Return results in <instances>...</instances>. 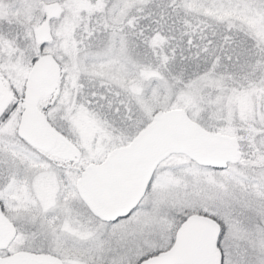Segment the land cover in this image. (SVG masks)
I'll return each mask as SVG.
<instances>
[{
    "label": "rangeland",
    "instance_id": "obj_1",
    "mask_svg": "<svg viewBox=\"0 0 264 264\" xmlns=\"http://www.w3.org/2000/svg\"><path fill=\"white\" fill-rule=\"evenodd\" d=\"M149 1L0 0V10L7 13V22L13 26L7 33L12 31L11 40L17 39L9 45L35 55L45 50L61 65L60 89L51 99L49 116L68 143L46 154L49 167L44 170L35 164L32 152L12 140L16 137L15 119L8 118L3 125L0 196L7 205L5 216L18 230L8 247L11 253L50 252L65 264H137L144 257L166 250L172 234L192 211L207 210L228 226L227 264H239L233 254L234 250L237 253L234 245H240L242 237H237L235 218L231 216L241 212L237 208H264V170L257 171L259 178H253L257 176L249 158L242 163L247 168L217 172L201 169L184 156H170L154 172L139 209L111 225L92 217L71 191L63 194L64 202L58 199L56 178H68L73 186L79 170L127 143L158 110L182 108L204 129L217 126L230 133L236 123L245 120L251 124L261 117L258 101L262 96L258 92L264 87L259 85L255 97L214 83L211 78L201 82L214 88L202 85L205 89L196 98L190 91L173 92L171 83L146 63L142 21L147 19L141 11ZM232 1L253 7L258 4V0ZM50 5L59 6L56 17H48ZM175 6L169 18H176ZM257 21L263 34L264 17ZM43 26L48 36L40 39ZM162 41L163 37L156 34L150 46ZM23 69L22 62L16 65L15 75L19 77ZM237 129L245 134L242 126ZM11 144L18 152L9 149ZM33 177L41 208L32 188ZM56 207L48 218L40 213V209L48 212ZM61 215L56 229L53 224ZM243 240L250 251L263 247L264 239ZM248 261L264 264L260 259Z\"/></svg>",
    "mask_w": 264,
    "mask_h": 264
},
{
    "label": "water",
    "instance_id": "obj_2",
    "mask_svg": "<svg viewBox=\"0 0 264 264\" xmlns=\"http://www.w3.org/2000/svg\"><path fill=\"white\" fill-rule=\"evenodd\" d=\"M47 12L54 17L58 7L50 5ZM43 72L45 76L41 77ZM58 76L59 67L53 57H41L27 78L23 99L18 135L29 145L44 151L53 147L57 136L37 111L36 102L41 95L54 92ZM238 148L236 138L206 132L183 109L159 110L128 145L111 150L101 163L90 164L84 169L81 178H87V191L94 198L84 196V199L95 216L105 221L115 220L126 215L141 199L155 168L171 154H183L201 166L222 168L227 162L236 163L240 159ZM133 178H138V187L131 197H126L118 187L124 180ZM13 234V227L0 208V249ZM217 235L218 226L214 221L202 215H191L179 228L169 250L141 264H219L215 247ZM0 264L62 262L19 252L0 258Z\"/></svg>",
    "mask_w": 264,
    "mask_h": 264
},
{
    "label": "trees",
    "instance_id": "obj_3",
    "mask_svg": "<svg viewBox=\"0 0 264 264\" xmlns=\"http://www.w3.org/2000/svg\"><path fill=\"white\" fill-rule=\"evenodd\" d=\"M223 1L214 0L208 4L207 0H150L140 10L147 19L142 21L147 43L146 63L171 83L174 93L190 91L191 97L196 98L202 95L203 86L213 89L212 85L202 84L203 78H211L214 83L227 88L243 90L245 94L252 93L254 97L258 92L257 85L264 87L260 84L264 83V33L259 31L257 21L264 17L263 0L256 1V7ZM172 6L176 7V18L168 17ZM156 34L163 37V41L150 46ZM258 93L262 96L258 104L264 112V89ZM251 124L245 120L236 123L233 133L217 126L211 131L235 135L258 150L260 140L256 133L264 124L256 120ZM239 126L245 134L238 133ZM192 212L207 213L202 210ZM9 254L8 250L0 251V257Z\"/></svg>",
    "mask_w": 264,
    "mask_h": 264
},
{
    "label": "flooded vegetation",
    "instance_id": "obj_4",
    "mask_svg": "<svg viewBox=\"0 0 264 264\" xmlns=\"http://www.w3.org/2000/svg\"><path fill=\"white\" fill-rule=\"evenodd\" d=\"M57 7H58V13H57V15H58L59 14V6H57ZM0 11H1V13H0V135H2V133H1L2 127L5 124V122L8 120V118H14L15 119L14 129H15V136L16 137L13 138L12 140H15L16 144L19 143V145L24 147L26 151L32 152V154L34 156H36L35 164L37 166L41 167L42 169L45 168L44 170H46L49 167V166H47L48 161L46 160V154L50 153L56 147H61L62 145H64V146L68 145L65 137L62 135V132L56 127V125L52 122V120L49 116V111L51 108V99L54 98V96L56 95V93L60 89V82L62 80L63 71H62L61 65L56 61V58L50 52H45V50H44V51L38 52L35 55L30 50H28V52L25 53V51H23L22 49L17 47L15 44L9 45V43H8L9 41L15 43L17 39H16V37H14V41L11 40L12 31H9L7 33V30L9 28H13V26H12V24L11 25L8 24V22H7V18H6V17H8L7 13L4 14V12L2 10H0ZM47 14H48V12H47ZM56 16H54V17H56ZM48 17L52 18L49 15H48ZM139 19L141 20L140 15H139ZM42 31H44V33H42ZM13 33H14V31H13ZM47 36H48L47 27L43 26V28H41L39 31V38L42 39V38H45ZM42 47H43V44H42V46H40L41 50H42ZM24 49H25V47H24ZM45 55H51L59 67V76L57 79L56 89L51 94L41 95L36 102L37 111L42 115V117L48 123L50 129H52L57 136L53 147L51 149H48L47 151H44L42 149L35 148V147L29 145L24 140H22V138H20L18 135L19 121H20V117L24 111L23 99L25 96L27 78L30 75V73L33 71L35 63L41 57H43ZM21 62H22V64H24V69H23L22 74L19 75V77H18L17 75H15V66L20 65ZM40 76L44 77L45 73L43 72ZM259 111L261 113V117H259V118L256 117L255 120L256 121H262V124H264L263 123L264 122V112L261 110H259ZM62 112L63 111H60V114L63 115ZM144 127H146V126H144ZM141 130H139L127 143L121 144L117 147H114V149L128 145L130 143V141L134 137H136V135H138V133ZM234 130L236 131V129H234ZM206 131L209 133H216V134L234 137L238 141V145H239L238 149H239V152L241 153L240 159L236 163L227 162L222 168L217 169V170H220L221 172H225V171L227 172L228 170H230L234 167H236V168L237 167L247 168V166H243L242 163L245 162L246 158H249L248 162L252 163V165H253L252 171L254 173V176H257V177H253V178H259L257 171L264 170V147H263L264 146V127H260V130L258 131V133H256L258 140H260L258 150L257 149L255 150L252 145H250L246 142H243L241 140V138L236 137L235 135H231V134H227V133H223V132H221V133L220 132H213L211 130H209V131L206 130ZM238 133L240 135H242V132L239 130H238ZM242 145H245L244 149L242 148ZM0 146H2V142H0ZM9 149L11 151L18 152L17 146H15L14 144L9 145ZM104 157L100 161L90 162V163H88V165L100 163L104 159ZM1 166H2V162L0 159V191H1V184H2V179H3ZM85 167H84V169H85ZM203 168L214 169L210 166H204ZM84 169H81L78 171V177L74 179L73 186H72V184L71 185L68 184V178H56V181L59 184L58 192H57L58 193L57 194L58 199L60 200V203L64 202L65 200H63L64 199L63 194H68L71 191V193H74L79 198L81 205H83V207L89 212V214L92 217H94L99 222L106 223L109 225H111L112 223H114L118 220H123V219L127 218L133 212H135L136 210L139 209V207L141 206V201L145 197V195L149 189V186L152 182V179H153V175H152L151 178L149 179V182L145 186L143 196L128 211V213L126 215H124L123 217H117L115 220L105 221V220H102L93 214V211L91 210L88 203L84 199V196L87 198H91V199L93 198V195L88 193L87 188H86L85 183H86L87 178H81V175H82ZM156 169H155V171H156ZM254 169H257V170H254ZM34 177L32 179V188H33L34 193H35L36 201L40 205V201L38 200V197L36 196V188L34 186V181H35ZM137 187H138V178H133V179L124 180V182H121V186H119L118 188L122 191L124 196L131 197V195L136 192ZM5 206H7V205H5L3 197L0 196V208L3 212V214H4L3 209L5 208ZM40 208H41V205H40ZM57 208L58 207H56V208H54V210H50L48 212L47 211L42 212V210L40 209V213L43 215L44 218H48L50 212H52V211L55 212V210H57ZM6 209H7V207H6ZM237 209L241 212H239V213L234 212V214H233L234 216H231V217L235 218L234 223H235L236 228H237V237L238 236L242 237L241 238L242 241L240 242V245H234V248L236 246L237 253L234 250L233 255H235L236 259H238L239 264L251 263L248 261L249 258H253L254 263L257 262L259 259L261 260V262H264V241H263V239H264V208L261 207V208H257V209H255V208L254 209L237 208ZM205 213L206 214H200V215L211 219L218 226V235L216 238L215 247H216V249L218 251V255H219V264H227V254H226L225 246H226V242L229 238V235L227 233V227L228 226H227L226 222H224L220 218L217 219L216 216L214 214H212L211 212L205 210ZM4 216H5V214H4ZM62 218L63 217L61 215L59 218V222L57 224H53V225L57 226L56 229L59 228ZM6 219L12 225L13 230H14V234L5 243L4 247L2 249H0V251L8 250L9 245L11 244V242L13 241V239L15 238V236L18 233L17 232L18 230L15 227V225L7 217H6ZM187 219H188V217L183 220V222L175 230L174 234H172V243L166 250L158 252V253L153 254V255H149L147 257H144L139 261L138 264H141V262H143L144 260H146L149 257L155 256L159 253L166 252L167 250H169L175 241V237H176V234H177L179 228L182 226V224ZM250 237H253V238L258 237L259 239H261L263 241V247L261 249H259V251L256 249H254L253 251H250L247 247V244H243L244 243L243 239H249ZM9 252H10L9 255L19 253V252H27V253H32V254L39 255V256L51 257V258H54V259L61 261L62 264H65L63 260L59 259L56 255H54L53 253H50V252H41V251H37V250H32V251L31 250H26V251L21 250V251L12 252V253H11V251H9Z\"/></svg>",
    "mask_w": 264,
    "mask_h": 264
}]
</instances>
